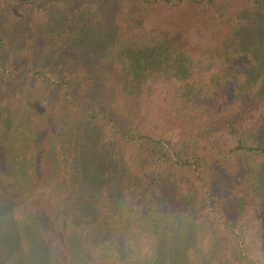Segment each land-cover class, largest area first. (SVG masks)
Here are the masks:
<instances>
[{"label": "trees", "instance_id": "trees-1", "mask_svg": "<svg viewBox=\"0 0 264 264\" xmlns=\"http://www.w3.org/2000/svg\"><path fill=\"white\" fill-rule=\"evenodd\" d=\"M106 1L85 0V8L66 10L57 15L50 32L54 29L52 35L58 36L60 45L85 42L91 52L100 51L106 61L116 64L123 76L120 110H108L106 105L103 110L98 106L85 111L71 94L72 86L80 84L53 80L50 71L37 68L43 82L49 83L42 99L48 89L64 87L65 101L80 115L79 121L72 122L52 113L50 122L58 136L66 129L72 132L67 159L73 168L71 174L64 170V178L82 179L76 204L53 185L57 201L46 213L49 218L35 209H24L22 217L16 216V199H29L42 173V169L38 173L43 146L39 130L44 114L36 108L40 97L7 102L9 90L0 91V264H222L225 257L233 264H247L249 246L237 231V222L228 246L219 236L207 238L200 233L203 208L193 182L187 189V180L193 175L202 181L207 172L228 169L234 162L243 173L238 182L229 179L230 188L216 186L226 211L231 207L242 211L246 188H257L264 200V13L251 2L243 9L250 11L249 18L239 16L216 42L206 44L216 51L196 49L195 56L190 46L197 44L194 24L185 27L181 20L189 17L191 8H205L213 0H127L136 7L156 2L169 13L165 21L150 20L142 13L116 15L112 7L102 5ZM234 27L247 31L237 36L231 34ZM229 49L238 54L230 56ZM86 79L98 101L107 104L110 84L98 75ZM133 101L141 106L157 102L186 119L195 133L176 143L150 133L146 123L152 109L137 114ZM99 124L129 145L131 158H112L104 150L94 135ZM87 133L95 140H86ZM45 157L49 158L46 152ZM50 159V179L58 178L57 167L62 168L65 160ZM52 217V226L60 234L56 245L45 237ZM145 240L150 241V256L140 249Z\"/></svg>", "mask_w": 264, "mask_h": 264}, {"label": "rangeland", "instance_id": "rangeland-1", "mask_svg": "<svg viewBox=\"0 0 264 264\" xmlns=\"http://www.w3.org/2000/svg\"><path fill=\"white\" fill-rule=\"evenodd\" d=\"M251 2L257 3V7L264 13V0H213L205 8L199 10L191 8L189 17H183L181 20L185 27L188 23L194 24L193 32L197 37V42L195 41L197 44H190L193 52L191 54L197 56L199 52L196 53L195 50H200L201 48L205 53H209L212 50L216 51L213 45H208L212 46L210 49L206 44L216 42V38L226 33L228 24L233 23L239 16H242L244 20L249 18L250 11L243 9ZM154 3L156 2H153L151 6L147 5L145 7L137 4L136 7L127 0H107L102 5L112 7L116 15L136 16L142 13L150 20H167L169 13L166 10H162V7L154 5ZM80 6L82 8L87 6L85 0H0V30L3 28L0 32V36L2 34L3 39L0 41V91L9 90L7 102L25 101L29 98L40 97L36 108L44 114V122L41 124L42 130H39L40 142L43 146L40 148L39 158L41 159L38 163V173H40L41 169L42 173L39 175L40 179L31 192L29 199L23 201L21 198L16 199L17 202L14 207L17 217H22L24 209L25 211L35 209L42 217L49 218L46 213H48L53 203L57 201L56 196L52 193L53 185L57 187V192L65 194L66 199L75 201V204L80 199L83 191L80 176L70 180L64 178V175H66L64 170H68V173L71 174L73 168L71 159H67L70 158L69 152L72 145L70 137H72V132L66 129L62 136H58L55 133L56 128L52 127L51 130L50 125L52 113H55L56 117L60 119L67 118V120L70 119L72 122L79 121L80 115L77 110L73 109L70 102L65 101L64 87L47 88L48 96L45 100L42 99L44 87L49 83L46 80L43 82L42 74H37L38 66H40L39 68L42 71L44 69L46 72L50 71V78H55L53 80L66 81L71 83L70 85H75L74 82L80 84L81 86L76 85V88L72 86L71 94L78 106L85 109V111L97 110L98 106L99 109L102 108L103 110L107 105L108 110L115 112L122 107L120 97L124 95V92L120 91V86L123 76L116 64L111 65V63L106 61L100 51L97 54L91 52L89 50L91 47L85 42L70 43V41H65L66 44L60 45L55 40L58 36L56 34L52 35L54 29L52 33L50 32V29L54 28L56 24L57 15H61L69 9L80 8ZM16 25L19 26L18 29H16ZM9 26L10 28L7 31L5 28ZM242 30L247 31L244 28L234 27L231 34L241 35ZM261 35L264 37V32ZM261 35L259 39H262ZM229 52H232L229 53L230 56L238 54L236 50L229 49ZM45 55H49V57H44ZM244 59L243 61H246L247 56ZM39 61L44 62L41 63ZM98 68L100 72L96 73ZM13 70H16L15 74L10 73ZM87 75H95V77L98 75L103 83L110 84L109 93L111 95L106 97L107 104L106 102L102 103L103 99L98 101L94 92L90 91L86 79ZM222 78L220 77L219 79ZM152 102L151 105L141 106L133 101L131 105L137 107V114H139L140 110L149 111L152 109L150 117L148 115L149 121L146 123V128L150 133L166 137L174 143L183 141L195 133L194 127L186 119L175 116L166 108L157 104V102ZM75 126L78 129H82L83 125L77 123ZM99 126L94 135L97 141L101 142L104 150L110 152L112 158H120L121 155L126 159L131 158L129 145L120 140L118 135L110 128L100 124ZM76 135L77 133L74 134V136ZM87 135L85 136L86 140H95L91 133H87ZM49 137L52 138L50 142H48ZM60 140H62L61 145L59 144ZM68 145H70V149L67 148ZM50 147L55 148L54 153L49 152ZM63 148L65 149L63 150ZM45 152L49 158L45 157ZM63 153H67V156H62ZM53 156L60 159L63 158L65 163L64 165L62 164V168L57 167L60 177H52L50 179V174L53 172L50 167V158H53ZM240 171V169L237 170L236 164L231 162L228 169L207 172L203 175L204 179L202 181L194 180L193 175L190 177L186 175L190 179L187 180V189L193 182V189L198 194L200 206L203 208L199 213V216L202 215L201 217L203 218L201 220V234H204L207 238L219 236L222 238V242L228 246V240L232 238L233 225L237 222V231L242 232L246 244L249 246L247 254L250 256V261L247 264H264V200L261 199L260 193H257L258 189L255 186L256 191L246 188V191H243L246 202L242 207V211H238L236 207H231L230 212H228L223 207L222 196L218 193L220 187L216 188L217 185H224L230 188L232 186L230 183L232 182L229 183L228 180L233 179V182H238L239 176L243 175ZM73 174H76V170ZM183 177H185V174ZM209 195H214L215 198L209 200ZM49 220V226L45 229V237L56 245L55 240L60 238V234L52 226L53 222L51 220H53V217ZM67 220H70L69 215ZM226 225L230 227L227 228ZM146 241L141 243L140 249L144 254L150 256L153 251L150 241H147L148 244ZM203 242H205V239H203ZM228 254L230 255L231 253ZM222 264L233 263L228 257H225V262Z\"/></svg>", "mask_w": 264, "mask_h": 264}]
</instances>
